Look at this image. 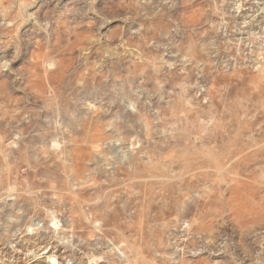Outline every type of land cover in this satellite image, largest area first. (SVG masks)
I'll list each match as a JSON object with an SVG mask.
<instances>
[{
    "label": "rangeland",
    "instance_id": "rangeland-1",
    "mask_svg": "<svg viewBox=\"0 0 264 264\" xmlns=\"http://www.w3.org/2000/svg\"><path fill=\"white\" fill-rule=\"evenodd\" d=\"M48 257L264 264V0H0V264Z\"/></svg>",
    "mask_w": 264,
    "mask_h": 264
},
{
    "label": "bare ground",
    "instance_id": "bare-ground-1",
    "mask_svg": "<svg viewBox=\"0 0 264 264\" xmlns=\"http://www.w3.org/2000/svg\"><path fill=\"white\" fill-rule=\"evenodd\" d=\"M79 200H81V199H79ZM45 254H47L46 252L45 253H43V255H45ZM48 259H49V263H51V264H55V262H56V259L55 258H53V257H48Z\"/></svg>",
    "mask_w": 264,
    "mask_h": 264
}]
</instances>
